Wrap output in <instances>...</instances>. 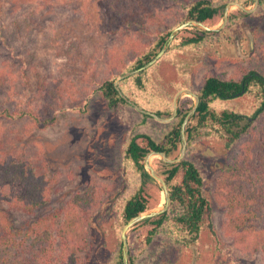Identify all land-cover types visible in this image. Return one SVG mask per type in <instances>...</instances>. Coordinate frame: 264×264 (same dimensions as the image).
<instances>
[{
  "label": "trees",
  "instance_id": "trees-1",
  "mask_svg": "<svg viewBox=\"0 0 264 264\" xmlns=\"http://www.w3.org/2000/svg\"><path fill=\"white\" fill-rule=\"evenodd\" d=\"M104 1L116 23V27L110 29L127 37L124 47L111 52L107 69L110 74L97 83L96 90L109 108L120 110L123 106L128 107V115L125 117L122 114L123 119L130 123L135 120L129 124L135 132L122 145L119 181L91 177L86 189L74 193L60 211L40 216L20 228L16 226L8 209L12 207L34 212L45 204L47 176L45 172L37 170L32 158L3 151L14 142L15 135L8 131L6 124L22 122V133L28 135L36 128L55 124L57 112L63 106L59 100L60 87L53 81L49 83L43 100L45 103L40 104L39 109L26 106L24 98L13 106L0 101V119L4 120L3 123L0 120V264H84V252L88 250L91 232H94L90 224L102 213L106 215L103 224L107 225L105 233L113 235L115 244L107 260L101 259V263L123 264L121 233L124 226L135 215L156 205L148 189V184L154 179L145 168V155L150 150H157L176 158L181 152L180 129L193 107V100L180 102L177 116L169 123H161L124 100L114 81L119 75L150 61L165 45L176 25L191 19L211 23L223 16L225 1L164 0L179 6L180 16L167 29L155 33L149 41L141 37L133 38L128 33L134 30L144 34L150 23H169L167 19H170V13H166L168 9H161L162 0H144L147 6L152 3V13L140 10L143 0ZM236 1L249 5L254 0ZM159 9L163 16H160ZM263 11L264 0H260L253 13L234 10L226 28L238 22L235 20L238 13L247 17ZM186 31L190 35H178L155 64L122 79L119 84L129 98L162 116L172 114L174 94L183 83L163 80L156 69L157 65L169 55L176 54L175 59L179 58L177 70L182 75L179 67L187 65L192 51L195 50L192 59L201 61L202 46L217 37L219 39L225 32H207L196 28ZM262 55L264 59V50ZM3 69L0 68V73ZM21 71L25 76V68H21ZM1 76L4 78L6 74L0 75V83H3ZM183 86L189 87L191 84ZM196 92L200 96V103L186 127L188 147L185 159L177 164L164 162L165 169L162 171L171 191L172 203L166 212L145 219L130 230L129 234L140 230L135 232L140 245L130 242V264H150L153 257L151 247L164 235L170 236L177 244L189 247L199 243L205 230L211 232L213 223L209 191L227 207L226 230L238 232L244 238L243 248L247 249V253H261L264 256V75L256 70H248L240 77L231 78L208 73ZM249 93L257 99L252 120L237 108L224 106L218 110L214 106L216 99L223 101ZM144 95L147 98L150 96L147 105L141 101ZM256 120H259V124ZM149 123L155 126V133L148 131ZM210 136L221 137L225 149H231L243 137H247V140L241 153L217 171L209 172L195 154V146Z\"/></svg>",
  "mask_w": 264,
  "mask_h": 264
},
{
  "label": "rangeland",
  "instance_id": "rangeland-1",
  "mask_svg": "<svg viewBox=\"0 0 264 264\" xmlns=\"http://www.w3.org/2000/svg\"><path fill=\"white\" fill-rule=\"evenodd\" d=\"M224 1L227 4L236 0ZM162 2L161 9H168L166 13H170L169 23H150L144 34L132 30L128 36L149 41L155 33L175 22L180 16L179 6ZM140 8L152 13L153 5L147 6L143 0ZM161 9L159 14L163 16ZM237 9L235 7L232 11ZM111 15L104 0H0V68H4L1 73L6 74L4 78L1 76L0 101L13 106L24 98L26 106L39 109L49 83L53 81L60 87L59 100L63 106L57 112L55 124L36 128L28 135L22 133V122L6 124L8 131L15 135L14 142L3 151L32 158L37 170L47 176L45 204L34 212L8 209L19 228L40 216L60 211L74 193L86 189L91 177L119 181L122 145L135 132L129 125L135 120L130 123L123 119L122 114L128 115V107L123 106L120 110L109 108L96 90L97 83L110 74L107 69L111 52L124 47L127 37L110 29L116 27ZM242 16L238 13L236 24L223 28L225 32L219 39L217 37L202 46L201 61L192 59L193 50L187 65L179 67L182 75L177 70L179 58L175 59L176 54L164 58L156 67L162 79L183 85L189 83L191 86L182 85L177 91L190 88L196 92L208 73L231 78L256 70L264 75V11L256 16ZM222 20L223 16H219L206 24L218 26ZM194 28L203 30L189 26L178 32L174 39L178 35H190L186 30ZM21 68H25V76H22ZM149 98L144 95L141 101L147 105ZM188 99H192L194 104L193 96L187 94L181 97L180 102ZM256 101L249 93L223 101L216 99L214 106L218 110L224 106L237 108L252 120ZM0 120L3 123L4 120ZM256 122L259 124V120ZM154 127L152 123L147 124L149 132L155 133ZM246 140L247 137H243L231 149H225L221 137H206L195 146V154L207 171L215 172L242 152ZM151 160L162 174L165 161L157 155ZM148 189L156 200V205L151 208L165 204V194L156 180L148 184ZM209 195L212 233L205 230L199 243L189 247L164 235L151 247L153 257L150 264H264L261 253H247L243 248L244 238L238 232L226 230L227 207L212 191ZM105 217L102 213L90 224L94 232H91V244L84 252V264H106L101 263V259L107 260L115 244L113 235L105 233ZM135 232L129 234V244L135 242L140 245Z\"/></svg>",
  "mask_w": 264,
  "mask_h": 264
},
{
  "label": "water",
  "instance_id": "water-1",
  "mask_svg": "<svg viewBox=\"0 0 264 264\" xmlns=\"http://www.w3.org/2000/svg\"><path fill=\"white\" fill-rule=\"evenodd\" d=\"M259 4H260V0H254L252 6L245 5V4L241 3L240 1L228 2L225 6V9H224L223 20H222L221 24L218 26H210L203 21L195 20V19H191V20H187V21L183 22L182 24L177 26L170 33L169 38L166 41L165 45L150 61H148L147 63H145L143 66H141L139 68H136L134 70H131V71H128V72L122 74L121 76H119L114 81L115 88L117 89L120 96L124 100H126L129 104H131L139 112L150 115L155 120H157L158 122H161V123H169L177 116L178 110H179L180 99L184 94L191 95L194 98L193 107H192L191 111L187 114V116L185 117V119L181 125V129H180L181 139H182V146H181L180 155L177 158H171L163 151L150 150L144 157V165H145L146 170L151 175V177L159 183V185L161 186V188L165 194V204H163L162 206H159L156 208H151V209H148L144 212H141V213L135 215L134 217H132L126 223V225L124 226L122 233H121L123 264H130V261H129V250H130L129 231L132 228H134L135 226H137L138 224H140L143 220L148 219V218H152V217H156V216L166 212L172 203L171 191H170L169 185H168L165 177L156 168L155 164L151 160V157L155 156V155L160 156V158L162 160H164L165 162L170 163V164H177V163L182 162L185 159L187 147H188V136L186 133V127H187V124L190 121L191 117L197 111V108H198L199 103H200V96L197 94V92H195L194 90H192L190 88L180 89L175 94L174 99H173V112H172V114L170 116H162V115L158 114L157 112H154V111H151V110L144 108L143 106L139 105L134 100L130 99L121 89V87L119 85L120 81L122 79L128 77V76L136 74V73L150 67L151 65L155 64L168 50L169 45L172 42V40L174 39V37L176 36V34L180 31H182L184 28H187L189 26H196V27H199V28L206 30V31H220L227 26L229 16H230L233 8L237 7L238 9H240L246 13H252V12L257 10Z\"/></svg>",
  "mask_w": 264,
  "mask_h": 264
},
{
  "label": "bare ground",
  "instance_id": "bare-ground-1",
  "mask_svg": "<svg viewBox=\"0 0 264 264\" xmlns=\"http://www.w3.org/2000/svg\"><path fill=\"white\" fill-rule=\"evenodd\" d=\"M156 156V155H155ZM154 156L151 157V159L153 158Z\"/></svg>",
  "mask_w": 264,
  "mask_h": 264
}]
</instances>
